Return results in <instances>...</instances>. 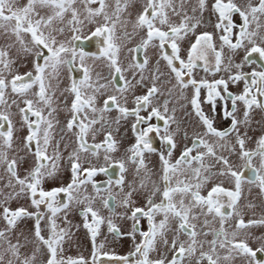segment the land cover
I'll list each match as a JSON object with an SVG mask.
<instances>
[{
    "label": "snow or ice",
    "instance_id": "6c2138e0",
    "mask_svg": "<svg viewBox=\"0 0 264 264\" xmlns=\"http://www.w3.org/2000/svg\"><path fill=\"white\" fill-rule=\"evenodd\" d=\"M256 111L264 0H0V264H264Z\"/></svg>",
    "mask_w": 264,
    "mask_h": 264
},
{
    "label": "rangeland",
    "instance_id": "374dc122",
    "mask_svg": "<svg viewBox=\"0 0 264 264\" xmlns=\"http://www.w3.org/2000/svg\"><path fill=\"white\" fill-rule=\"evenodd\" d=\"M205 19H206V23L202 26L203 28L206 29H212V25L210 24V22L213 21V18H209L208 14L205 13ZM130 46H134V45H130ZM149 55H152V51L149 50L148 52ZM90 63V62H89ZM101 64H103L102 62H99V66L97 67V71L100 72L101 74L106 75L107 74V68L103 65L101 67ZM24 71V67L21 66V72ZM142 89H138V93L141 92ZM204 94H202L203 96ZM163 99V97L161 98ZM131 104H129L130 107ZM171 107V105H170ZM204 109L206 112L209 113V115H214L215 117V124L217 127L219 128H225L228 126V121H225L222 117V113L220 110V105H217V111L213 114L210 112V106L209 105H203ZM112 114V113H111ZM110 114V116H111ZM177 119L183 122V127L186 128L189 132H191V117H189L188 115H186L184 110L181 109H177ZM261 120V117L259 116V113L256 111L253 113V124H252V129L253 131L250 132V135H257L259 133V121ZM122 122V121H121ZM117 128V126H113V130L115 131V129ZM119 131V130H118ZM125 136L123 137V142L121 143L122 148L125 147L126 145H128V137H126V131H124ZM153 158V157H152ZM66 175V174H65ZM97 178V177H96ZM59 182V181H56ZM56 182H48L50 184H54ZM58 186V184L56 185ZM245 192H247V188L245 189ZM256 196L255 191L252 192V197ZM119 211V209H118ZM103 214L107 215V210H103ZM70 219L73 220L74 223H80L81 218L78 215H73L70 217ZM118 224L122 223L121 221H117ZM130 226V222H124L123 223V227L124 228H128ZM102 232L104 234H107V227L102 226ZM103 237H101L102 239ZM74 243L71 245V247L68 249V254L69 255H78L79 253H83L85 256L89 255V251H90V241L88 240V238L86 237V230L83 229L82 225L80 227V230L78 232H76L74 238ZM111 247H114L115 251L121 253V254H126L128 247H129V243L127 240H123L121 241L118 245H113ZM259 255V254H258Z\"/></svg>",
    "mask_w": 264,
    "mask_h": 264
},
{
    "label": "flooded vegetation",
    "instance_id": "af4514ba",
    "mask_svg": "<svg viewBox=\"0 0 264 264\" xmlns=\"http://www.w3.org/2000/svg\"><path fill=\"white\" fill-rule=\"evenodd\" d=\"M212 18H213V21L210 22L211 25L215 22V17H212ZM202 30H208V31H211L212 29H206V28H203ZM82 45L85 47V50H87V51L98 52V47H97L95 41H92V42L89 44V42L85 40V41H82ZM141 58H142V54H141ZM89 62L92 63V61H89ZM96 63H97V67H98V66H99V61L96 62ZM259 64H260V62H257L256 65H252L251 67H246L245 70H246V71H250V70H252V69L260 70ZM102 66H103V64H101V67H102ZM77 78H79V76H78ZM210 78H211V77H209V79H210ZM230 88H231V90L234 91V92L237 91V88H235V87L230 86ZM202 94H205V93L202 92ZM131 106H132V105H130V107H131ZM257 112L259 113V111H257ZM116 115H117V113H116L115 111H113L112 114H111V117H115ZM262 115H264V114L259 113V116H260V117H261ZM65 116H66V113H62L60 119H61V120H64V119H65ZM131 122H132V119H131V118H130L128 121H122L121 124H120L119 127H118V130H119V131L117 130V128H116L115 131H114V130H113V127H112V130H113V132H114V136H115V138H116L118 141H120L121 143L123 142V137L125 136L124 131H126V137H128V143H127V144H129L130 142H132L133 139H134L133 134H132V132H131V128H130ZM113 126H114V125H113ZM257 135H259V133H258ZM154 144H155L156 147H158V148H162V145H161V143H160L158 137L155 139ZM127 146H128V145H126L125 147H127ZM157 159H158V158H157L156 156H153V158H152L153 163H155ZM24 167H27V164L24 165ZM96 179H97V180H104V179H106V177H104L103 175H101V176H98ZM57 184H59V182H56V183H54V184L47 183L45 186L50 188V187L56 186ZM253 191H255V194H256V190L254 189ZM254 197H255V196H254ZM21 203H24V202L21 201ZM13 206H15V204H14ZM29 223H30V222H29Z\"/></svg>",
    "mask_w": 264,
    "mask_h": 264
}]
</instances>
